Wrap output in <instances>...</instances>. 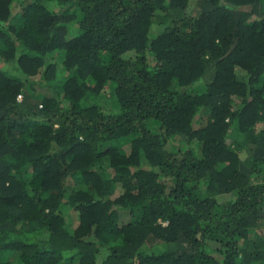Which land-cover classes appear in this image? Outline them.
<instances>
[{
	"label": "trees",
	"instance_id": "1",
	"mask_svg": "<svg viewBox=\"0 0 264 264\" xmlns=\"http://www.w3.org/2000/svg\"><path fill=\"white\" fill-rule=\"evenodd\" d=\"M0 264H264V0H0Z\"/></svg>",
	"mask_w": 264,
	"mask_h": 264
},
{
	"label": "rangeland",
	"instance_id": "2",
	"mask_svg": "<svg viewBox=\"0 0 264 264\" xmlns=\"http://www.w3.org/2000/svg\"><path fill=\"white\" fill-rule=\"evenodd\" d=\"M128 144V141L125 139V140H121L120 142H119V146L120 147H123L124 145H127ZM69 181H72V182H74L73 180H72V178L69 180ZM73 184V183H72ZM71 187H72V185H70ZM67 214H66V217H67V219L68 220H71V222H70V225L72 226V228L70 227V225H69V223H68V225H69V230L70 231H73L76 227H77V225H78V217H77V215H76V213L74 212V211H72V210H68L67 212H66Z\"/></svg>",
	"mask_w": 264,
	"mask_h": 264
}]
</instances>
